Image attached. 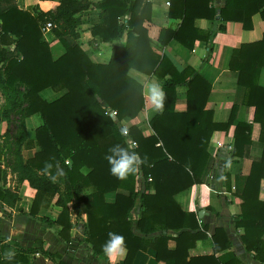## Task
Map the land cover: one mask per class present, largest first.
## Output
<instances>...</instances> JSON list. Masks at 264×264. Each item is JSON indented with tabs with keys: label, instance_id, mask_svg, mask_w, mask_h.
Listing matches in <instances>:
<instances>
[{
	"label": "trees",
	"instance_id": "obj_1",
	"mask_svg": "<svg viewBox=\"0 0 264 264\" xmlns=\"http://www.w3.org/2000/svg\"><path fill=\"white\" fill-rule=\"evenodd\" d=\"M250 1L258 2L257 6L241 10V15L235 16L231 14L236 11L235 0H225L219 12L208 8V0H170L168 14L179 22L160 29L156 47L161 50L176 40L192 50L194 42L203 39L208 45L204 59L207 61L212 53V39L217 31L225 29L224 22L241 21L247 29L254 13L264 17V11L260 10L264 0ZM193 5L205 6L207 14L192 11ZM90 7L100 9L101 13L100 21L90 28L93 36L113 42L126 34L123 45L112 44L111 58L105 64L92 62L76 42L74 15ZM150 9L148 0L96 3L60 0L54 11L45 12L37 7L25 8L23 0H0V121L8 123L12 114H20L17 138L25 141L24 148H36L32 157L22 159L16 143L15 164L11 169L17 173L19 182L26 180L35 189L31 216H36L40 207H48L57 196L56 218L39 219L54 228L65 243L70 241L72 228L69 204L76 217L84 206L85 241L105 264L110 263L101 248L109 233L124 237L127 251L123 264H131L139 250L148 248L154 251L156 260L165 264H241L238 257L226 251L231 241L222 227L215 228L211 236V253L190 254L196 241L207 237L208 227L199 223L194 212L181 210L174 200L176 193L201 183L209 156L206 150L209 139L214 131L227 130L232 125L238 107L231 108L226 122L213 121L212 112L205 108L210 84L190 66L178 70L153 48L144 25L150 19ZM200 17L213 20L216 26L205 33L195 30L193 23ZM219 20L222 23L218 24ZM47 21L55 25L51 30L65 49L55 59L41 30ZM262 67L264 34L259 41L232 49L228 68L237 72L238 84L244 87L242 103L253 107V122L260 125L259 141L263 144L261 157L251 162L249 173L234 177L241 210L233 217V223L243 229L241 242L245 251L264 263V200L259 199L260 181L264 178V87L258 84ZM130 69L154 75L166 93L162 114H154L148 122L152 130L148 136L134 125L122 133L119 125L125 118L136 117L144 105L142 85L128 75ZM178 85L186 87V109L182 112L174 107ZM45 88L61 95L46 101L39 95ZM111 111L115 112L114 117ZM35 113H39L42 124L34 129L33 139H26L24 118ZM251 133L252 123L235 124L232 155L242 156L244 146L251 141ZM132 142L136 143L135 147L131 146ZM116 144L136 151L145 159L139 170L125 180L110 174L105 159L108 149ZM46 162L52 165L47 173ZM58 169H63L65 175L58 176L53 183L48 177L57 174ZM139 173L144 180L142 187L136 189ZM3 181L4 177L0 176V201L5 206L13 205L18 198L4 187ZM119 189L124 192H116ZM110 192H115L113 202L105 200ZM136 203L140 215L132 220L130 211ZM134 228L143 235H136ZM169 230L178 233L167 234ZM155 232L158 233L148 236ZM169 240L174 241L173 247H168ZM0 243L2 248L11 246L3 236ZM13 248V258L7 260L2 255L0 264H16L35 252L52 264H67L60 254L41 247L14 245Z\"/></svg>",
	"mask_w": 264,
	"mask_h": 264
},
{
	"label": "crops",
	"instance_id": "obj_2",
	"mask_svg": "<svg viewBox=\"0 0 264 264\" xmlns=\"http://www.w3.org/2000/svg\"><path fill=\"white\" fill-rule=\"evenodd\" d=\"M26 7H37L41 11H54L59 5L60 0H23ZM81 2L96 3L99 0H80ZM151 5L150 19L145 21L148 36L150 37L153 48L164 54L172 64L178 69L190 66L210 84L205 108L212 112L214 122H226L229 119L231 108L237 106L235 119L227 130L214 131L207 145L209 154L206 166L202 173L201 183L194 184L174 195V200L181 210L185 212H194L197 215L200 224H206L208 227L207 237L196 241L195 246L190 249V254H207L212 252V239L215 228H224L231 247L226 250L234 254L241 261V264H264L253 257L252 253L246 252L241 242L243 229L236 227L233 223V217L240 213L241 200L235 195L234 177L235 175H247L250 170L251 162L258 161L262 154L263 144L259 141L260 125L253 122L254 109L252 106L242 103L244 96V87L238 84V74L236 71L228 68V61L233 48H237L243 43H251L262 39L264 34V17L259 12L254 13L249 23L250 28L245 29L241 21L229 20L224 22L225 29L217 31L212 39V53L207 61H204L207 54V44L203 39H197L194 42L192 50H188L176 40H171L161 50L156 47L158 44V34L161 28L167 27L172 23H178L179 19L170 18L169 7L170 0H148ZM235 12L231 13L241 15V10H251L255 8L258 2L250 0H235ZM225 0H208L207 6L214 10H219L224 6ZM192 11H201L207 14L205 6L200 8L193 5ZM264 11V4L260 7ZM209 14V12H208ZM219 15H217L218 17ZM100 9L90 7L81 10L74 15L77 23L74 32L78 37L76 42L87 54L89 59L95 63L105 64L111 58L112 44L123 45L126 34L124 33L118 40L113 42H104L99 37L93 36L90 28L93 24L100 21ZM126 18V17H124ZM222 21H218V24ZM55 26V25H54ZM216 26L213 20L200 17L195 19L193 28L205 33ZM62 29V25H61ZM43 38L48 43L51 56L55 59L65 51L60 40L55 36L52 30L43 32ZM128 75L140 83L143 87L148 82H159L154 75H146L135 69H130ZM258 84L264 87V67H262ZM39 95L46 101H52L61 95V92H55L50 88L40 91ZM175 111L182 112L186 109V87L184 85L176 86ZM154 114L150 110L149 101L144 96V105L136 117L132 119L125 118L119 122L123 130L134 125L144 136L152 134L148 124ZM12 117V116H11ZM10 117V118H11ZM116 120V119H115ZM237 122L252 123L251 141L243 148L242 156L232 155L234 144V127ZM7 122L0 121V135L6 130ZM24 124L27 133L31 132L37 126L42 124L39 113H35L24 118ZM3 130V132H2ZM220 143V145L217 144ZM24 158L33 156L35 150L28 148ZM23 155V154H22ZM226 176L229 179H226ZM17 196L13 205L5 206L0 201V236L6 238L11 246L2 248L0 243V256L7 251L14 252V245L23 248H44L51 253L60 254L61 260L67 264H105L94 255L85 241L86 213L82 205L81 214L76 217L70 209V221L72 228L70 230V241L65 243L62 237L57 234L54 228L50 227L39 217L56 218L59 213V207L54 204L57 196H54L48 207H40L36 216L29 214L32 200L34 199L35 189L24 180L9 181L6 185ZM142 187V180L136 179V189ZM116 192H124L117 190ZM115 192L105 195L107 202H113ZM259 199L264 200V178L260 181ZM203 210L201 217L198 211ZM140 215L138 203L130 211V217L135 220ZM138 236L143 234L136 228L133 229ZM158 232L148 236H153ZM178 231L169 230L167 234L176 235ZM264 238V235H263ZM174 241H168V247H173ZM225 251V252H226ZM218 255H221L218 254ZM26 260H19L16 264H52V261L43 256L40 252L27 254ZM126 254L114 260H109L110 264H123ZM131 264H165L163 261L156 260L155 253L151 248L139 250Z\"/></svg>",
	"mask_w": 264,
	"mask_h": 264
},
{
	"label": "clouds",
	"instance_id": "obj_3",
	"mask_svg": "<svg viewBox=\"0 0 264 264\" xmlns=\"http://www.w3.org/2000/svg\"><path fill=\"white\" fill-rule=\"evenodd\" d=\"M142 94L147 97L150 105V110L153 114H162L166 93L163 86L159 82H148L142 87ZM123 133V129L121 130ZM109 164V172L118 180H125L129 175L135 174L140 166L145 162L144 158L127 147L120 144L113 145L108 149V154L105 156ZM52 168V165L45 163L44 171L47 173ZM65 175L63 169H58L57 174L49 175V180L53 183L57 181L58 176ZM102 252L109 258L114 260L126 254V244L124 237L119 234L109 233V238L105 241L101 248ZM5 259L11 260L14 252L7 251L4 253Z\"/></svg>",
	"mask_w": 264,
	"mask_h": 264
},
{
	"label": "rangeland",
	"instance_id": "obj_4",
	"mask_svg": "<svg viewBox=\"0 0 264 264\" xmlns=\"http://www.w3.org/2000/svg\"><path fill=\"white\" fill-rule=\"evenodd\" d=\"M2 102V97L0 95V103ZM20 114H12L9 122L4 123V126L6 125V130L0 135V172H1V178L4 177V187H6L7 183L9 181H18L17 180V173L12 171V165L15 164V155H14V150L16 149V143H17V148L20 149L21 157L22 159L24 158V154H27L26 149L24 148V140H21L17 138L19 136L18 129L21 127V118L18 116ZM6 132V134H5ZM26 139H33L34 138V129L27 133L26 129ZM5 134V135H4ZM4 135V136H3ZM33 148V147H32ZM36 150V148H33ZM23 154V155H22ZM26 157V156H25ZM10 190L9 188H7ZM69 208L70 204H69Z\"/></svg>",
	"mask_w": 264,
	"mask_h": 264
},
{
	"label": "built area",
	"instance_id": "obj_5",
	"mask_svg": "<svg viewBox=\"0 0 264 264\" xmlns=\"http://www.w3.org/2000/svg\"><path fill=\"white\" fill-rule=\"evenodd\" d=\"M53 27H54V24H53L52 22H50V21H47L44 25H42L41 30H42V32H46V31L51 30ZM110 115H111L112 117H114L115 112H114V111H111V112H110ZM217 144L220 145L219 142H217ZM131 146L135 147V146H136V143H135V142H132V143H131ZM150 179H151V178L148 176V177H147V180H150ZM137 180H142V181L144 180V179L142 178V176H141L140 173L137 175ZM138 189H139V188H138Z\"/></svg>",
	"mask_w": 264,
	"mask_h": 264
},
{
	"label": "water",
	"instance_id": "obj_6",
	"mask_svg": "<svg viewBox=\"0 0 264 264\" xmlns=\"http://www.w3.org/2000/svg\"><path fill=\"white\" fill-rule=\"evenodd\" d=\"M202 214H203V210L201 209V210L198 211V216L201 217Z\"/></svg>",
	"mask_w": 264,
	"mask_h": 264
}]
</instances>
